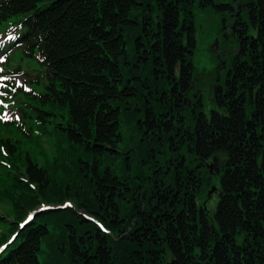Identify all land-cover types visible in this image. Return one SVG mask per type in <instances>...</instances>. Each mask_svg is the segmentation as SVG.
I'll list each match as a JSON object with an SVG mask.
<instances>
[{"label":"trees","instance_id":"16d2710c","mask_svg":"<svg viewBox=\"0 0 264 264\" xmlns=\"http://www.w3.org/2000/svg\"><path fill=\"white\" fill-rule=\"evenodd\" d=\"M196 3L215 5L0 0V24L22 30L12 46L40 63L33 79L9 56L0 67L29 76L1 87L26 99L0 116V264H264V0L239 4L209 115ZM212 160L211 217L198 197Z\"/></svg>","mask_w":264,"mask_h":264},{"label":"rangeland","instance_id":"374dc122","mask_svg":"<svg viewBox=\"0 0 264 264\" xmlns=\"http://www.w3.org/2000/svg\"><path fill=\"white\" fill-rule=\"evenodd\" d=\"M245 1L246 0H213L215 5L212 4L202 8L196 3L193 9L196 38V47L193 56L195 66L194 77L196 85L201 93L203 111L208 115L211 113L212 109L217 107L212 100L213 91L222 78L228 74V67L232 63L235 55L239 53L240 48L233 32V25L236 22L235 15L239 10L241 12V6H239V4ZM217 5H220V7H217ZM12 27L11 19L0 24V50L7 53L1 56L0 66L1 61L6 59L8 55L10 57V64L7 66L8 71H11L17 66H21L22 72L30 75L33 79L38 74L40 63L35 57L26 56L21 47L17 45L12 46L15 38L22 31L13 32ZM249 33L255 35L257 29L250 26ZM24 73L12 74L11 77H8L7 74L3 76H5L6 80H16V84L20 83L19 85H22L25 80L29 79V76ZM2 82L6 85L4 80ZM28 85L29 88H41V85L36 81H30ZM2 99L3 101H0V113L7 109L4 112V117L11 118L13 115L18 114L17 111L13 112L12 107L16 104V102H13L14 99H17V102H22L26 97L23 94H18L17 98L6 96L2 97ZM185 154L189 158V153ZM222 158L221 156L219 164L223 162ZM153 174L155 175V172L150 173V175ZM210 175L212 176L210 179L211 186L205 188L200 193L198 203L200 206L205 207L208 214L212 217L219 200L218 190L220 187L219 176L216 175L215 166ZM161 178L163 179L165 176H161ZM168 179L169 177L166 178V180Z\"/></svg>","mask_w":264,"mask_h":264},{"label":"flooded vegetation","instance_id":"af4514ba","mask_svg":"<svg viewBox=\"0 0 264 264\" xmlns=\"http://www.w3.org/2000/svg\"><path fill=\"white\" fill-rule=\"evenodd\" d=\"M185 101L187 102V100L185 99ZM172 118V117H171ZM174 159H176V158H174ZM174 159L173 158H170L169 160H168V163H167V167L170 169V167L173 165L174 167H177V163H178V161L176 162V161H174ZM213 161V160H212ZM182 170V169H181ZM177 171V170H176ZM177 172H180L179 170L177 171ZM178 174V173H177ZM180 179H181V181L182 182H187V178L185 177V174H180Z\"/></svg>","mask_w":264,"mask_h":264},{"label":"water","instance_id":"95a60500","mask_svg":"<svg viewBox=\"0 0 264 264\" xmlns=\"http://www.w3.org/2000/svg\"><path fill=\"white\" fill-rule=\"evenodd\" d=\"M213 166H214V162H212V163H210L209 165H208V167H209V169H210V172H213ZM214 189V188H213ZM212 189V190H213ZM211 192V191H210Z\"/></svg>","mask_w":264,"mask_h":264},{"label":"snow or ice","instance_id":"6c2138e0","mask_svg":"<svg viewBox=\"0 0 264 264\" xmlns=\"http://www.w3.org/2000/svg\"><path fill=\"white\" fill-rule=\"evenodd\" d=\"M8 118H9V117H5V119H8ZM0 151H2V149H0ZM28 219H29V220H31V219H32V217H31V216H29V217H28ZM101 227H103V226H101Z\"/></svg>","mask_w":264,"mask_h":264}]
</instances>
